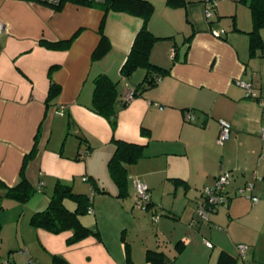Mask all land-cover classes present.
I'll return each instance as SVG.
<instances>
[{
	"label": "crops",
	"instance_id": "0c3cea01",
	"mask_svg": "<svg viewBox=\"0 0 264 264\" xmlns=\"http://www.w3.org/2000/svg\"><path fill=\"white\" fill-rule=\"evenodd\" d=\"M149 1L154 8L148 29L162 37L153 44L150 61L166 72L118 110L113 131L91 108L94 78L103 73L118 81L119 98L126 83L140 86L145 68L129 77L120 70L142 18L70 0L59 9L38 0H0L6 28L0 34V263L52 264L59 255L69 264H151L146 249L157 248L160 238L167 247L184 240L174 264H216L220 250L246 264L248 251L257 255L264 245L252 231L264 217V48L250 52V0H217L211 22L204 15L206 0L178 6ZM102 19L108 42L94 58ZM210 27L226 33L215 37ZM261 36L264 40V28ZM237 80L250 84V93ZM52 85L59 89L48 99ZM219 118L231 123L222 144ZM115 140L142 146V154L125 164L122 187L108 169ZM22 167L35 189L24 203L4 196L1 187L14 185ZM221 170L233 175L229 204L216 208L209 221L201 220L196 202ZM136 179L150 189L149 209L134 205ZM247 181L254 183L252 192L238 194ZM57 182L89 196L96 187L81 221L97 235L69 242L71 230L53 233L30 223L33 213L48 206ZM153 209L161 214L158 220ZM238 244L248 246L244 262Z\"/></svg>",
	"mask_w": 264,
	"mask_h": 264
},
{
	"label": "trees",
	"instance_id": "16d2710c",
	"mask_svg": "<svg viewBox=\"0 0 264 264\" xmlns=\"http://www.w3.org/2000/svg\"><path fill=\"white\" fill-rule=\"evenodd\" d=\"M70 1L82 5L99 7L104 13L109 10H120L141 17L143 20L142 25L134 35L130 50L122 64L120 73L123 77H129L139 67L146 69L144 80L140 83L139 87L134 88L133 96L138 93V89H142L140 87H149L157 83L156 77L162 76L166 70L150 61L152 46L157 40L162 39V37L154 35L148 29V19L154 8L149 0H104L99 3L87 0ZM167 3L171 6H178L184 3V0H167ZM62 4L63 0L57 5L51 6L59 9ZM248 6L251 10L252 17V28L248 32L250 36L249 48L250 52L254 54L257 49L264 48V40H262L261 36V29L264 28V0H250ZM103 21L104 19H102L100 27L101 42L93 52L94 58L99 57L106 51L105 47L108 41L103 34ZM72 38L65 43H69ZM58 89V86L52 85L48 99L54 98ZM125 104L126 102H122L121 98H119L118 81L112 80L103 73L94 78L91 108L109 120L113 131L116 128L118 110ZM86 149L89 151V148L86 147ZM33 154L34 151L24 159V166L26 160L31 158ZM141 154L142 146L140 144L115 140V149L108 160V169L119 187L126 184L125 164L135 161ZM1 187L4 189V196L21 203L26 202L35 191L25 175L24 167H22L19 179L14 185L6 186L1 184ZM92 190L97 191L96 187L92 188ZM68 202H73L74 207L70 208ZM150 206L151 201L146 209H149ZM91 208V196L74 192L70 184L57 182L50 196L48 206L42 211L33 213L30 217V223L35 227H41L53 233L71 230L72 234L68 238V241L75 242L90 233L98 234L95 228L87 227L81 221V216ZM155 213L159 212L153 209L152 215ZM184 245V240H180L172 247H167L166 241L158 238L157 248L146 249V261L151 264H174L176 256L184 248ZM237 259L236 256L229 252L220 250L216 264H237ZM52 260V264H69L59 255H54Z\"/></svg>",
	"mask_w": 264,
	"mask_h": 264
},
{
	"label": "built area",
	"instance_id": "2783aa9c",
	"mask_svg": "<svg viewBox=\"0 0 264 264\" xmlns=\"http://www.w3.org/2000/svg\"><path fill=\"white\" fill-rule=\"evenodd\" d=\"M39 2L48 4V5H57L62 0H38ZM90 2H103L104 0H87ZM205 10L204 15L207 21L211 22L215 17V11L217 6V0H206L205 1ZM5 25L0 21V34L5 31ZM210 33L215 37H220L226 33V30L224 28H215L210 27ZM174 54V51H172V55ZM160 80V76L156 77V82ZM237 83L240 84L243 87L248 88V93H250V84L243 82L241 80H237ZM128 90L121 98L122 102H127L134 93V89L131 88L129 85ZM65 111V107L61 106L59 108V112L63 113ZM188 120L193 121L194 115L190 113L189 111L185 113ZM219 123V133L217 136V142L219 144L224 143L231 134V123L228 120H225L223 118L218 119ZM260 135L262 138H264V128H261ZM88 153V150L84 148L83 150L79 151V156L84 157ZM233 178L232 172L229 170H221L218 175L216 176V180L214 185L212 186H205L201 190L200 198L196 202L195 206V212L196 215L201 220H210V215L212 212L215 211L216 208L220 206H228L230 196L228 193V185L230 184L231 180ZM134 187H135V202L134 205L139 209H146L147 205L151 201V192L148 187V185L142 181L141 179H136L134 181ZM254 187V183L252 181H247L241 188L237 190V193L242 195L245 190L252 192ZM94 191L91 193V197L94 195ZM249 197L253 202L258 201V197L256 195H253L252 193L249 194ZM91 210V209H90ZM160 213H155L152 215V218L154 220H158L160 218ZM206 246L212 247V242L205 240L204 241ZM246 244H238V253L239 255L244 258L245 252L247 249ZM0 264H9L7 260L1 261ZM32 264H42L40 262H34Z\"/></svg>",
	"mask_w": 264,
	"mask_h": 264
},
{
	"label": "rangeland",
	"instance_id": "374dc122",
	"mask_svg": "<svg viewBox=\"0 0 264 264\" xmlns=\"http://www.w3.org/2000/svg\"><path fill=\"white\" fill-rule=\"evenodd\" d=\"M253 225V233L264 238V217L261 219L260 217L257 218ZM258 248L259 253L257 255H253L252 249L248 251L246 264H264V245H259ZM239 262H244L241 256L239 257Z\"/></svg>",
	"mask_w": 264,
	"mask_h": 264
}]
</instances>
